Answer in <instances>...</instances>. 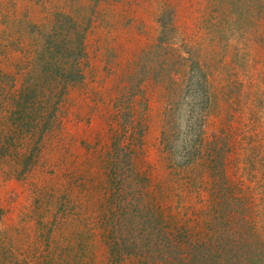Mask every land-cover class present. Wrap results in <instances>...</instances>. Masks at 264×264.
<instances>
[{"label": "rangeland", "instance_id": "1", "mask_svg": "<svg viewBox=\"0 0 264 264\" xmlns=\"http://www.w3.org/2000/svg\"><path fill=\"white\" fill-rule=\"evenodd\" d=\"M65 11L81 77L25 169L0 99V264H264V0H0V85Z\"/></svg>", "mask_w": 264, "mask_h": 264}, {"label": "trees", "instance_id": "2", "mask_svg": "<svg viewBox=\"0 0 264 264\" xmlns=\"http://www.w3.org/2000/svg\"><path fill=\"white\" fill-rule=\"evenodd\" d=\"M78 20L80 18L70 12L55 14L53 25L49 29L54 39L45 42L43 50L39 45L34 52L38 56L31 57L27 69L21 71L22 79L18 87H14L15 75L1 73L3 75L0 85L1 150L11 145L22 144L24 138H33L28 153H23L24 157L21 160L23 169L27 168L38 148L37 142L55 117L57 104L65 93L66 86L81 77L77 62L83 51L76 46H83L80 31L83 26L77 22ZM2 103L5 105L2 106ZM200 134L199 129H194L193 137H189V143L197 142ZM164 138L169 140L166 131L163 132ZM114 145L119 144L114 142ZM183 152L188 155V151ZM194 161L195 158L183 166L187 168L186 171L193 168L190 166ZM208 175L214 179L212 170L208 171Z\"/></svg>", "mask_w": 264, "mask_h": 264}]
</instances>
